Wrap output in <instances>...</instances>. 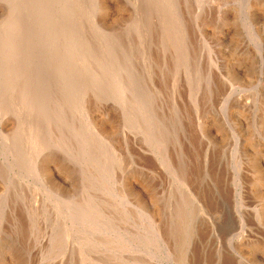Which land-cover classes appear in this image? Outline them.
<instances>
[{
	"label": "rangeland",
	"instance_id": "374dc122",
	"mask_svg": "<svg viewBox=\"0 0 264 264\" xmlns=\"http://www.w3.org/2000/svg\"><path fill=\"white\" fill-rule=\"evenodd\" d=\"M263 185L264 0H0V264H264Z\"/></svg>",
	"mask_w": 264,
	"mask_h": 264
},
{
	"label": "bare ground",
	"instance_id": "6f19581e",
	"mask_svg": "<svg viewBox=\"0 0 264 264\" xmlns=\"http://www.w3.org/2000/svg\"><path fill=\"white\" fill-rule=\"evenodd\" d=\"M35 1V0H34ZM98 4V3H97ZM101 4V3H100ZM98 6V5H97ZM101 7H102V10L104 11V14H106L107 13V10H108V7L109 6H107L106 4H105V2L104 3H102V5H101ZM33 8V7H32ZM110 8H112V7H110ZM115 9H116V7H115ZM86 10V9H85ZM87 10H89V9H87ZM91 10V9H90ZM99 10V9H98ZM115 11V10H114ZM90 12H92V10L90 11ZM100 12V11H99ZM113 12V11H112ZM85 13V12H84ZM89 14V12L87 13V15ZM87 15H86V13H85V15H82V18H83V16L84 17H86L87 18ZM95 15V14H94ZM117 16V15H116ZM105 17V16H104ZM47 18V17H46ZM81 18V17H80ZM85 19V18H84ZM106 19V18H105ZM46 21V20H45ZM86 21V20H85ZM85 21H83V22H85ZM92 20H88L87 19V23L85 22V24L84 25H81V24H79L78 25V27L76 28V29H74L73 31L75 32V35H76V33L78 34V35H76L75 37H76V39H77V41H80V42H82L81 40H84V39H82V37L84 38L86 35L88 36L89 34L93 37V35H95V34H98L99 32H100V26H98V24L96 25V24H94V23H92L91 22ZM94 22V21H93ZM105 22V21H104ZM104 22H102V23H104ZM96 23V22H95ZM100 23V22H99ZM101 23V24H102ZM71 24V23H70ZM78 24V23H77ZM45 25V24H44ZM68 26V25H67ZM44 27V26H43ZM69 28V27H68ZM73 28V27H72ZM71 29V28H70ZM100 29V30H99ZM68 32H71L70 30L68 31ZM71 35V34H70ZM69 35V36H70ZM73 35V34H72ZM72 35L70 36V38L72 37ZM74 37V38H75ZM95 38V37H94ZM72 40H73V38H72ZM86 40V39H85ZM192 59V58H191ZM47 72V71H46ZM101 74V73H100ZM37 75H38V73H37ZM39 75H40V78L42 79V81H43V83H41V84H39V83H36V85L39 87V85H44V84H48L49 83V81H50V76H49V74H46L45 73V71L44 70H42V71H40V73H39ZM99 78V77H98ZM41 81V80H40ZM96 81V80H95ZM94 82V81H93ZM92 82V83H93ZM39 84V85H38ZM36 86V87H37ZM45 86V85H44ZM101 127V126H100ZM107 127V126H106ZM103 128H104V126H103ZM53 157V156H52ZM250 162V161H249ZM258 163V162H257ZM58 164V163H57ZM253 164H255L256 165V163H255V161L252 163V165ZM254 165V166H255ZM260 174V173H259ZM255 184V183H254ZM262 187H264V185L262 186ZM263 217V216H262ZM182 255H183V253H182ZM184 257H186V256H184ZM5 261V260H4ZM6 263V262H5Z\"/></svg>",
	"mask_w": 264,
	"mask_h": 264
}]
</instances>
